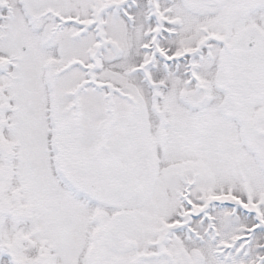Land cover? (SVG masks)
Returning a JSON list of instances; mask_svg holds the SVG:
<instances>
[{
  "label": "snow or ice",
  "instance_id": "6c2138e0",
  "mask_svg": "<svg viewBox=\"0 0 264 264\" xmlns=\"http://www.w3.org/2000/svg\"><path fill=\"white\" fill-rule=\"evenodd\" d=\"M0 264H264V0H0Z\"/></svg>",
  "mask_w": 264,
  "mask_h": 264
}]
</instances>
